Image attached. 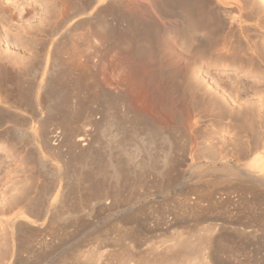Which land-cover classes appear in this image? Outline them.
Listing matches in <instances>:
<instances>
[{
    "label": "rangeland",
    "instance_id": "1",
    "mask_svg": "<svg viewBox=\"0 0 264 264\" xmlns=\"http://www.w3.org/2000/svg\"><path fill=\"white\" fill-rule=\"evenodd\" d=\"M63 1L0 0V25L2 24L0 27V58L20 60L23 72L18 87L21 93L19 112L0 127V133L3 132V135H0V214L3 213V218H0V259L6 264H80V262H86L80 258L82 254L88 256L92 254V250L93 255L96 256L95 264H122L123 260H129L126 254L129 255L130 251L131 253L139 251L138 256H147L145 260L150 258L139 264H176L165 260L166 257L155 259L148 251L150 245L153 246L161 241H167L169 244L178 232L180 234L193 233L208 224L216 223L226 227L227 207L223 203L219 206L221 208V211L219 210L221 213L218 215L220 222L214 221L218 218L214 215L215 211L211 203H201L197 206L198 208L194 207L195 212H192L194 211L191 208L193 206L181 205V201L185 199L184 196L189 198L188 195L192 190H194L192 193L197 191V194L198 190L201 193L191 194L190 201L204 196L206 190L212 186L207 185V181L210 183L214 178L221 176L224 180L225 176L222 172L212 171L210 161L191 160L188 144L192 140L187 139L189 136H186L183 131L186 129L181 128L183 129V135H181L182 131L168 132L171 129L164 128L166 127L162 125L164 117H159L154 113L153 107L150 105V109L148 106V92L147 94L145 92L148 88L145 81L141 79L143 72L147 70L148 73H145L144 77L149 76L154 79L158 75L157 71L165 78L170 76L172 69L178 68L177 61L181 58L179 54L183 48L182 41L179 40V35L169 34L168 29L166 30L167 26H170L171 22L175 23L173 29L179 31L175 32L180 34L181 25L189 21L190 13L194 11V8L204 4L202 6L204 9L207 5V9L212 10L216 0H173L170 6L175 13L169 16L168 0H65L67 3L65 2L64 6L68 11V20L65 17L63 19L64 11L62 10L64 8L61 10L62 7H60ZM243 1L223 0L224 4L226 3L223 7H226L227 13L237 16L239 15L237 7L246 3ZM258 1L264 3V0ZM207 9L205 10L208 11ZM245 10L240 13L245 14L249 9ZM186 17L187 22L184 20ZM250 18L251 16H248V22L245 23L254 28L252 30L250 27L249 35L257 32L255 35L262 34L259 36H263L264 31L259 30V27L257 30V26L253 23L256 18L254 20L252 18L253 21L249 20ZM190 20L186 25L189 24L188 28L191 29L189 31L191 33L193 30L194 34L189 33L188 46L191 44L193 46L196 44L193 43L195 42V29L191 28L193 22L192 19ZM181 21L185 22L182 24ZM206 29L196 31L197 37L210 38L211 35L208 32L210 28L207 29L208 31ZM124 46L128 49L121 51ZM130 47L133 51L129 49ZM151 49L159 51L154 54L161 57L164 63L166 61L168 63L165 65L161 62L164 65L161 64V67L152 70L145 66L147 65L145 60L140 59L144 63L137 60L139 57L148 58L150 54L145 57L144 55L148 52L147 50L151 51ZM119 50L126 51V54L123 53L126 58L122 53L118 54ZM128 50L132 52L129 53ZM93 52L98 54L99 59L97 56L93 58ZM127 54L130 56V58L128 56L129 59H127ZM216 54L207 52L206 57L214 58ZM134 56H137L136 60ZM86 57H89V61L85 60ZM169 59L176 60L175 65L169 62ZM141 64L142 67L144 66V71H141L142 68L139 69ZM44 66H46L47 73L43 75ZM203 66L198 69V76H195L202 87L205 89L208 87V91L211 89L212 93L213 87L211 86L217 85L220 87V92L221 89L225 91L222 92L224 96L225 94L230 96L229 92L235 86H239L241 90L238 95L242 102L252 99L250 97L252 82L257 78L264 80V75H258L259 77L255 78L245 75L241 69L224 71L217 67ZM86 68L88 70L85 71ZM149 71H155L156 75H150ZM160 77H155L156 81L158 79L160 81ZM139 79L142 84H139ZM3 83L4 81H1L0 85ZM15 90L13 88L12 95ZM213 93L216 95L218 91L215 92L214 89ZM5 94V88L0 86V96ZM118 96L123 98L124 111L126 110L124 118H128L129 122L128 124L126 119L123 127L126 129L122 128V132H127L123 137V133L118 132L117 127L113 126V119H117L114 116L118 117L116 113L118 112L116 105L119 104ZM212 97L211 94L210 98ZM222 97L218 100L223 105V110L239 109L238 106L231 109L229 99ZM209 111H202L200 112L202 115L198 114L200 117H196L198 120H196L195 127L199 128L197 132L194 131L197 133L194 135L198 141H202L200 143L203 146L214 142L225 153L231 141L229 126L226 124L227 119L226 117L222 119L219 115L215 118V110ZM155 114L159 117L158 120L155 119ZM138 115L141 117L148 115V119L152 117L150 118L153 119V122L151 120L154 125L152 127L156 129L157 125L164 126L163 130L174 140V151L164 170H162L160 160L156 161V158L150 162L151 164L149 163L150 165L138 168L136 167L137 162L142 158L136 160V166H134L121 153L119 154V149L116 148L117 145H122L121 141L127 139L128 132L134 129V126L137 128L143 124L141 117L135 124ZM134 116L136 119L133 118ZM63 120L69 122L68 125H65L67 122L64 124ZM148 123L144 122L142 126ZM126 125L128 128L130 125L133 126L128 129ZM149 126L151 127L150 123ZM159 129L162 130V128ZM110 130L111 134L114 130L117 131L116 139H110L107 136ZM84 134H86L85 141L78 143L77 139ZM117 134L121 136L118 138ZM121 138L125 139L121 140ZM186 141H189L188 144ZM158 143L156 144L161 148L156 145L157 148L163 149L164 147ZM203 146L196 147L199 150ZM157 152L155 151V154ZM162 153L164 149L157 155L161 156ZM110 159L112 162H119L121 170H119L118 177L112 176L113 170L109 167ZM204 184L207 187L203 186ZM23 203L27 205L24 217L27 220L24 218L10 220L18 211L16 205L20 206L19 204ZM246 207L238 209L239 215L243 218L247 214L248 216L252 214V217L247 216L244 221L247 222L250 218L252 220L260 218L258 216H261L262 212L258 207L251 208L255 211L249 209L253 205ZM258 209L261 214L257 211ZM257 213L258 218L255 217ZM130 214L133 221L136 219L135 223L139 224L138 229L137 226L135 228L130 225L129 227L124 225L127 228L120 226L121 220H124L127 215L130 217ZM252 220L248 223L255 222ZM117 221L120 223H116ZM256 222L258 223L259 220ZM135 231L143 235L136 232L138 238L134 234ZM223 233L226 234L215 243L220 249L216 256L218 260H221H219L221 264H264L263 237L246 240L236 238L235 240L228 238L226 230ZM212 237L208 238L210 245H212ZM131 241L137 242L138 245ZM78 246L85 251L81 249L82 254L79 261L77 260L79 263L73 258L68 259ZM135 246L139 250H136ZM127 249L130 251L125 253L124 250ZM67 253L70 254L69 257ZM66 258L69 261L64 263L63 260ZM135 263L137 264V262L133 264Z\"/></svg>",
    "mask_w": 264,
    "mask_h": 264
},
{
    "label": "bare ground",
    "instance_id": "2",
    "mask_svg": "<svg viewBox=\"0 0 264 264\" xmlns=\"http://www.w3.org/2000/svg\"><path fill=\"white\" fill-rule=\"evenodd\" d=\"M174 1L168 0V5H167L168 16L172 15V13H175L172 11L173 10L172 6H170V3L174 2ZM65 2L67 3V1H65V0L61 3V5H60V7H62L61 10L63 8L65 9V6H64L66 4ZM214 2H215V6L213 7L212 10L211 9L208 10L207 5H206L205 9L208 10V11H206L202 7L204 4H202V6H197L198 8L197 7L194 8V11H192L190 13L191 18H189V16H188L189 21H191L190 19H192V22H193V25H191V28L195 29L194 31H195L196 36L194 35L195 42H193V43H196L195 45L192 46V44L189 43V45L190 44L191 45L188 46V39H189V33H190V31H189L190 28H188V27H190V26H188L189 24L186 25L189 22V21L188 22L186 21L187 17H186V19H184L187 22L186 24L184 23L185 21H183V22L181 21L182 24L183 23L184 24L181 25L182 30H181L180 34L176 33L175 31H177V30L173 29L174 28L173 24H175V23L172 24V22H171L172 27H170L171 25L167 26L166 30L168 29L167 31L169 32V34H173L176 36L179 35L178 38L180 41H182L181 45L183 47L180 50V54L178 52V54L181 57L179 59V61H177L178 62V64H177L178 68L172 69L173 72L170 73V76L163 78L161 75H159V72L157 70H156L158 73L157 76H155L156 73L154 74L155 71H149V72H150V75H153L157 78L161 76L160 81L158 79L159 82L156 81L157 78H155V77H154V79L150 78L149 76H146L147 78L144 77L145 73H148V70H147V72H143L144 75H142V77L145 80H143V78L141 79V77L139 76L142 81H145V83L147 85L146 87L148 88V89H145L146 94L148 92V102H149L148 104L149 105L148 104L147 105L149 106L150 109H151V107H153L152 109L154 110V113H156L159 117H164L162 119V120H164V121H162L163 122L162 125H164L166 127L157 125V126H155L156 127V129H155L154 127H152V126H154L152 124L153 119H150L152 117H150L148 119L147 118L148 115L147 116L144 115L146 117H144L143 115H142L143 117L138 115L139 117L136 119L135 118V116L137 115V113H136V115L133 117L136 119L135 124H137V122H139L138 120L141 117L142 123L144 124V122L145 123L149 122L151 124L152 128L149 126V123H148V125L145 124L146 126L145 125L142 126L143 124H141V123H140L141 125H139V123H138V125L141 128H138L139 127L138 125H137L138 126L137 128H136V126L133 127L134 129L131 128L132 130L129 131L130 133L128 132L129 136L127 135L128 136L127 139L124 140L125 138L124 139L121 138V140L123 139L125 142L121 141L122 145L116 146V148L119 149L118 150L119 154L121 153V155L124 156L125 159L128 160V162L133 163L134 166H136L135 165L136 160H139L140 158H142V159H140V161L137 162V166H136L138 168H143L144 166H146L150 162H152V160L154 158H156V161H157V159L160 160L159 162H160L161 166L163 167V168L162 167L161 168H162V170H164V168L166 169L167 168L166 166L169 164V161H170V158L172 155V151H174L173 150V147H174L173 141L174 140H172L170 134H167L165 132V130H163V127L167 128V129L168 128L171 129L168 132H171V131L173 132V130L182 131L183 129H181V128H184V129H186V131L183 130L184 133L186 134V136H189L187 139L192 140L189 144H188L189 141H186L187 144L189 145L188 149H189V154H190L191 160H194V161L200 160L201 161V159H204V160L210 161V163H212V171L222 172L224 174L223 175V176H225L224 180L221 179V177H222L221 176V177L214 178L212 181H210V183H208L209 181H207L206 182L207 185L211 184L213 187L211 185L210 186L214 189L212 190V188L209 186H208L209 189L206 188L207 186L205 185L206 184L205 183L203 186H206V187H203V188L208 189L209 192H207L208 190L205 189L206 193L204 192L205 193L204 196H202V197L199 196L200 198L197 197L198 199L195 198L196 200L193 198L194 200L191 199V201H190V199H189L190 195L193 193L196 194V192H197L196 191V192L192 193V191H194V190H192V191L190 190L191 192L190 191L189 192L191 194L188 195L189 198H186L184 196L185 199H183L181 201L182 202L181 205L184 204V206L186 205V207H187V205L193 206V207H191L193 210L194 207H195V209L198 208L197 206H199L201 203L203 204V202H204V204H206L205 202H208L209 204L211 203L212 207H214L213 208V211H215L214 215L216 218H218V219H215L214 221L216 222L218 220L220 222V220H219L220 216H218V215L221 213V212H219V210L221 211V208H219V206L222 205V203H223L227 207V220L225 222L226 227H224L223 225L216 224V223L210 224V225L208 224L207 226H205V227L203 226V228L198 229L196 232H193V233L180 234L178 232V235H176L172 241H169L170 242L169 244H167L168 243L167 241H161L158 244H155L153 246L150 245L148 251H149V253L152 254V256L155 259H162V258L165 259V257H166L165 260H167L168 262H171V263L175 262L176 264H221L220 263L221 260L219 259L220 260L219 261L217 256H216V254L220 252V249L215 243H217L223 237V235L226 234V233H223L224 230L227 231L228 238H230V239L236 240V238H240V239L244 238L246 240L247 238L252 239L253 237H256V238L257 237H263L264 238V80L261 78L260 79L257 78L258 80L255 79V81L252 82V86H251L252 95L250 97L252 99L242 102L239 100V95H238L239 90H241V87L235 86L234 89H232L229 92L230 96H228V94H225L226 96H224L223 93L225 91H222V89H221V92H220L219 91L220 87H218L217 85H215V86L210 85L211 87H213L212 88L213 92H214V89H215V92L218 91V94L215 93L217 95L216 96V95H213L214 94L213 92L212 93L210 92L211 89H210V91H208L209 90L208 87H207V89L202 87V85H201V83H199L197 77L195 78V76H198V74H199L198 69L201 68L203 65L217 67V68L222 69L224 71L229 70V69H237V70L241 69L245 75L254 76L255 78L259 77L258 75H262V76L264 75V35L263 36H259L262 34L255 35L257 32H255L254 35L253 34L249 35V31L251 30L250 27L252 25L250 23L251 26L249 27L248 24H245L248 22V16L249 17L251 16V18L249 20H251L252 18L254 20V18H256L254 21L253 20H251V21H253L255 26H257V30L260 28L259 30L262 29V31H264L263 30L264 29V3L262 4L258 0H244L243 2H246V3H244L243 5L240 4V6L237 7L239 15L233 16V14L227 13L226 7H223L224 5H226V3L224 4L223 0H216ZM108 3H110V2L108 1ZM227 4H228V2H227ZM64 9L62 10V12L64 11V13H63L64 16L62 15L63 19L65 17V19L68 20L69 18H67V15H68V11L66 10L67 8L65 9L66 11ZM204 10L206 11L205 13H204ZM228 10H229V8H228ZM243 10H245V11L248 10L249 12L247 11L245 14H244V12H242L243 14L240 13ZM236 14H237V12H236ZM114 16H115V14H114ZM173 16H174V14H173ZM178 18H180V17H178ZM64 21H66V20H64ZM192 22H191V24H192ZM167 24H170V23H167ZM244 24H245V26H244ZM1 26H2V24L0 25V27ZM204 28H207V29L210 28L209 31L207 29L206 30L210 33L211 37H213V38H211V37L210 38H208V37L199 38V36L197 37L196 31H199L200 29H204ZM252 30H254V28H252ZM192 31L190 34H194V32L192 33ZM207 31H206V33H207ZM255 31H256V28H255ZM177 32H179V31H177ZM261 32H259V33H261ZM263 34H264V32H263ZM244 39L246 41H243ZM190 47H192V48H190ZM131 48L132 47H130L129 49H131ZM127 49H125V46H124V48L121 49V51H124ZM131 50H128V52L130 53ZM211 50H213L212 52H214V55H215V53H217V54L214 58L210 57L208 59L206 57L207 56L206 54H207V52L209 54L212 53ZM121 51L118 54H120V53H122V55H123V53L126 54L125 53L126 51L125 52H121ZM147 51H146L147 53H146V55H144V57L147 56L148 54H150L148 58L145 57L142 59L139 57V59H137L138 61L140 59L143 61L145 60V62H147L146 63L147 65H145V64L144 65L148 66L147 68L154 70L155 68L161 67L165 63L166 64L168 63L166 61L167 59H165L166 62L164 63V60L162 61L160 59L161 57L159 58L158 56H156V54H157L156 52L159 53V51H156V49H155V51L153 50L154 52L152 51V49H151V51L150 50H147ZM167 52H169V51H167ZM154 53H156V54H154ZM128 54H127V59L130 58V56H129L130 54L129 55ZM160 54H161V56L163 55L161 52H160ZM94 56H95V58H97L98 54L96 55V52H95L93 54V58H94ZM128 56H129V58H128ZM124 58H126V57L124 56ZM136 58H137V56L136 57L134 56L135 60H136ZM98 59H99V57H98ZM163 59H164V57H163ZM170 59L168 61L171 63L173 62V65H175L176 62H174V61H176V60L173 61ZM85 60L89 61V57H86ZM141 60H140V62L142 63L143 61H141ZM121 62H124V61H121ZM161 62H163L164 64H162ZM121 64H120V66H121ZM140 66L141 67L139 69L142 68L141 69V71H142L144 66L142 67V64ZM46 70H47L46 66H44L43 72H42L43 75L45 73H47ZM86 70H88V69L86 68L85 71ZM169 71L171 72V70H169ZM139 72L140 71H138V73ZM151 72H153V73H151ZM22 73L23 72H22V67L20 65V60H18L16 58L11 59V60L8 58H0V84H1V81H4V83L0 86L5 88V92H6V94L4 96H2V97L0 96V127L5 125V123L9 122L10 118L13 116H16L19 112V107H20L19 105L21 102L19 98L21 97V93H20L18 87L20 85ZM146 75H148V74H146ZM140 79L138 80L139 82H140ZM139 82H137V83H139ZM141 82L139 84H142ZM140 86H142V85H140ZM13 88L16 89L14 92V95H12ZM220 93H222L221 95L223 97L220 96ZM211 94L213 96L212 98H210ZM121 97L118 96V98H119L118 103L119 104L116 105L118 107V109H117L118 112L116 111V113H118V117H117V115L114 116L117 119H113V123L116 124V125L113 124V126L117 127L118 132L123 133L122 134V137H123V135L126 132V131L122 132L123 129H126V127L123 128L124 125L126 124L125 123L126 119H127L126 122L128 124H129V122H128V118H126V119L124 118V113L126 112V110L124 111V109H125L124 104H123L124 102L122 101L123 98H121ZM220 97L225 98V99H229V101H230L229 104L231 105V109H234L235 106H238L239 109L234 110V111H231V110L227 111L226 109L223 110L224 107H223V105H221L220 101L218 100V98H220ZM150 105H151V107H150ZM212 109H214L216 112V113L214 112L215 114L213 113L215 115V118H217L216 116L219 115L220 118L223 119V117L224 118L226 117V119H227L226 124L229 126V127L228 126L227 127L229 128L228 132H229V136L231 137V141L229 143V148L225 153H223L222 150L218 147V144H215L213 141H211L213 143H210L209 140L208 141L206 140L210 144L208 143L209 145L207 146V144H206L207 147L205 145H204L205 146L204 147L200 143L202 141H198L197 140L198 138L196 139V137H195L196 135H194V134H197L196 133L198 131L197 128H199V127H197V128L195 127V124L197 123L196 120H198V119H196V117L197 116L200 117L198 114L202 115L201 114L202 111L206 112L207 110L211 111ZM214 110H212L211 112H213ZM209 112H207V114H209ZM156 114L154 116L155 119L159 118ZM164 114H165V116H164ZM203 114H206V113H203ZM108 117L112 118L113 116L112 117L108 116ZM133 118H132V120H134ZM151 120H152V122H151ZM157 120H155V121H157ZM61 121H62V119H61ZM111 121H109V122H111ZM159 121H158V123L160 124ZM63 122H64V120H63ZM65 122H67V121H65ZM65 122H64V124H65ZM132 122L134 123V121H132ZM68 123L69 122H67L65 125H68ZM104 123H106V122H104ZM154 123H156V122H154ZM199 123H200V121H199ZM199 123L197 125H199ZM111 126H112V123H111ZM132 126L130 125L129 128L127 126V128L130 129V127H132ZM213 126H215V125L213 124ZM80 127H82V126H80ZM159 128H162L163 131ZM128 129H127V131H128ZM115 130L113 131L114 134L113 133L111 134V130H110L109 135H107L110 137V139H114V138L116 139L115 133L117 131L115 132ZM82 131H84V130H82ZM183 131L181 133L180 132H177V133H180L181 135H183ZM194 131H196V132H194ZM121 133H119V134H121ZM119 134H117V137L121 136ZM126 134H127V132H126ZM0 135H3V132H1ZM85 135L86 134H84V136H79V138L77 139V142L78 143L84 142L85 141ZM172 137H174V136H172ZM179 137H182V136L179 135ZM208 138L210 139V137H208ZM196 140L200 143V145H198ZM157 142H159L164 147L163 148L164 153H162V155H161L163 158H161V159L158 158L161 156H160V154H158L159 155L158 156L157 153L158 152L161 153V151H163V149H159V147L161 148V146L157 145L156 144ZM109 144H110V141H109ZM119 144H121L120 141H119ZM203 144H205V143H203ZM156 145L159 147L157 148ZM73 146L75 147L76 145H73ZM196 146L197 147L203 146V148H200L201 150L200 149L198 150V148ZM114 149H115V147H114ZM155 151H158V152L155 154ZM114 162H112V160H111L109 167L113 170L112 176L118 177L119 176V170H121V168L119 167V162L118 163H116V162L114 163ZM218 165H220V166H218ZM200 170H201V167H200ZM207 171H208V169H207ZM103 174H105V173H103ZM189 187H191V186H189ZM192 189H193V187H192ZM210 189H211V191H210ZM198 191L201 193L200 190H198ZM199 192L196 195H199ZM191 197H192V195H191ZM209 204H207V205H209ZM19 205L20 206H18V204L16 205L19 209L17 208L18 211L16 212L14 217L11 218L10 220H13V219H15V220L21 219L22 220V218H24L26 216L25 208L27 205L24 203L19 204ZM251 205H253V207H250ZM16 206H15V208H16ZM246 206L247 207L249 206L250 207L249 209L257 208V207L260 209L262 214L259 211V209L257 210L261 214V216L260 215L258 216V217H260L258 219L259 220L258 223L256 222V221H258L256 219H253V220H255L254 223H248V221L252 220L251 218L247 222H246V220L244 221V219H246V217L248 216V214L246 213L247 211H245L247 209H245V208H244L245 209L244 211L247 214V216H245L246 214H244L245 217L243 218L242 215H239L240 211L238 209H240V207L243 208ZM254 206H256V207H254ZM206 208H208V206ZM195 209L192 212H195ZM190 211H191V209H190ZM251 211H255V210L251 209ZM1 212H3L2 209H1ZM248 212H250V211H248ZM185 213H186V211H185ZM2 214L3 213L0 214V218H3ZM241 214H243V213H241ZM128 215L126 216V218H124V220H121L122 224L120 226L124 227V225H128V227H129V225H130L131 227L134 226L133 228H135L137 226V229H138L139 224L137 225L135 223L136 219L133 221L131 214H130V217ZM251 215L252 214H250V216ZM257 215H258V213L255 216L256 218H258ZM134 216H136V215L134 214ZM200 216L205 217L202 215H200ZM250 216H248V218ZM164 217H163V219H164ZM175 217H177V216H175ZM160 218H162V217H160ZM24 219H26V218H24ZM253 220H252V222H253ZM137 221H139V220H137ZM118 222L119 221H117L116 223H118ZM221 222H224V221H221ZM168 223H170V222H168ZM133 224H135V225H133ZM159 224H161V223H159ZM140 225H142V224H140ZM181 225H182V223L180 224V226ZM113 226H115V225H113ZM164 226H166V225H164ZM116 228H117V226H116ZM124 228H127V226H125ZM139 229H140V226H139ZM136 232L137 231H135L134 234H136ZM138 234L143 235L140 232ZM130 235H131V233H130ZM119 236H121V235H119ZM132 236H133V234H132ZM211 237H212V242H211L212 245H210V241L208 239ZM138 238H139V236H138ZM131 242H135V241H131ZM135 243L137 244V242H135ZM133 245H135V244H133ZM81 246L83 247V245H81ZM135 248H136V250H139L137 248V246H135ZM81 249L83 250V248L78 246L77 248H75V250H73L74 254H71L72 252H69L71 254V257L68 259L73 258V260L79 261V257L82 254ZM128 250L129 249L124 250L125 253ZM91 252H92V254L90 253V255H88V256H86L85 254L84 255L82 254L83 257L81 256L80 258H83L82 261H86L83 263L88 262L87 264H89V262H90V264L91 263L95 264L96 256L93 255L92 250H91ZM138 252L132 251V253H131V251H130L129 255L126 254L129 257L127 259H129L130 261L129 260L126 261V259H125L121 263L122 264H133L134 262H137V264H139V263H143V261L145 262V261L150 260V258H148V260H145L146 259L145 257H147V256H145V257L144 256H142V257L138 256ZM141 252H143V251H141ZM69 253H67L68 257L70 256ZM149 253L145 252V254L151 255ZM67 254H65V256ZM145 254L141 253V255H145ZM99 258L101 259V257H99ZM68 259L67 258L64 259L63 260L64 263H67ZM134 259H135V261H134ZM83 263L80 262V264H83ZM0 264H6V262L4 263L2 261V259H0Z\"/></svg>",
    "mask_w": 264,
    "mask_h": 264
}]
</instances>
